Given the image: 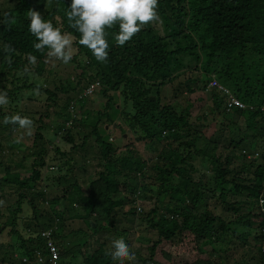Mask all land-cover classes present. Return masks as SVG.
<instances>
[{
	"label": "trees",
	"instance_id": "obj_1",
	"mask_svg": "<svg viewBox=\"0 0 264 264\" xmlns=\"http://www.w3.org/2000/svg\"><path fill=\"white\" fill-rule=\"evenodd\" d=\"M63 34L74 37V54L58 44ZM51 53L61 62L75 63L80 72L74 78L71 73L55 78L46 60ZM263 61L264 0H0V95L16 98L25 89L44 94L47 102L36 118L31 147L16 163L0 160V264L50 263L43 230H49L58 246L55 264H116L118 258H130V264H174L185 251V240L194 243L197 254L183 264H230L207 253L198 256L205 246L228 252L234 242L244 250L233 264H264ZM212 76L245 103V108L232 106L225 112L228 94L210 90L212 113L222 116L215 128L237 126L241 134L229 138L228 148L224 142L229 149L224 155L217 153L219 143L211 134H204V143L196 148L205 125L190 121L191 104L178 108L161 102L166 84L176 81L174 94L183 89L190 94L198 89L192 85L204 89ZM51 82L53 88L48 87ZM94 82L106 98L104 107L78 117L74 107L87 101L81 94ZM59 92L67 94L64 102ZM52 107L63 118L54 133H61L71 147L68 152L54 147L61 157L52 164L62 168L52 166L57 173L48 186L42 179L51 164L44 159L50 127L44 117ZM19 111L13 116L11 108L0 104V136L10 145H17L12 133L35 113L28 104ZM69 121L72 127H90L80 148L90 135L101 146L91 179H75L77 174L69 181L72 170L87 169L86 161L80 160V166L73 156L77 146ZM114 123L125 138L130 139L128 131L134 134L126 148L108 139L106 125ZM154 142L159 147L149 163L138 146L153 148ZM201 168L211 172L204 182ZM195 172H201L198 178ZM53 188L60 193H50ZM137 198L151 201L152 207L142 211ZM60 201L64 207L58 210ZM69 209L76 212L65 216ZM70 218L83 219L87 230L79 227L64 234ZM145 222L156 233L149 244L142 242ZM136 232L142 241L134 240Z\"/></svg>",
	"mask_w": 264,
	"mask_h": 264
},
{
	"label": "rangeland",
	"instance_id": "obj_2",
	"mask_svg": "<svg viewBox=\"0 0 264 264\" xmlns=\"http://www.w3.org/2000/svg\"><path fill=\"white\" fill-rule=\"evenodd\" d=\"M152 18V17H151ZM152 22L155 23L156 27L159 28V24L156 17L152 18ZM73 40L74 37L68 34H63L61 36V38L58 41V44H63L65 46V48L67 49V51L70 54H74L76 52V47L73 45ZM47 63L51 66L52 68V73L53 76H55V78L57 77H67L70 73V77L74 78L75 73L80 72L79 68L75 67V63L73 62H61L60 58L57 56L56 53H51V57L46 58ZM61 62V63H60ZM264 62V61H263ZM189 73H183L182 75H179L180 77L177 80H182V78L186 77ZM30 76V80H32L34 77L32 75V73L29 74ZM205 76V75H204ZM36 80L39 82L40 78H36ZM203 80V79H202ZM201 80V81H202ZM176 86V81L172 82V83H168L166 84L165 89H163L164 92H162V96H161V102L162 103H173V104H177L178 108H184L185 106L191 104V107L189 109V113L191 115L190 117V121L194 124H203L205 125L204 127H201V130L203 132V134H200L196 143V148H200L202 146V144L205 141V135L207 134H211V139H215L219 145L217 148V153H221V155L229 153V149H225L224 146H226V148H228L229 146V138L231 139L232 137H237L240 136V132L237 128V126H225L222 129L219 128H215L217 126H219L220 124L218 123L219 119L221 120V115L218 113L213 114L212 113V109H213V105H212V101H211V95H210V91L204 88L200 87V84L197 86L192 85L195 88H198L195 92L190 94H187L186 89H183L182 92H177V93H173L175 92V86ZM49 88H53V82L49 83L48 85ZM174 88V90H173ZM226 89V88H225ZM69 95H73V93L69 92ZM82 96H87V101L85 103H83L82 107L78 106L74 107L75 108V113L78 117H80V115L82 114L83 116H85L86 114L84 113V111L86 112H96L97 110H102L106 101V98L104 96L101 95V93H99L98 91V83L94 82L93 84H91V86L89 88H86L83 93L81 94ZM81 95H79L78 97L81 99ZM67 96L66 93L63 92H59L58 93V98H60L61 102H64L65 97ZM29 97V98H28ZM45 96L42 93H32L29 90H22L21 94L18 95L16 98L15 97H7V95H0V104L2 105L3 108H11L12 109V115L17 116L18 114H20L21 112L19 110H23L24 109V105L28 104V106L30 108H33V110L35 111V113L32 116H28L29 121H27V123L23 126L22 124L19 126V131L18 132H13L12 135L10 136V138H14V142H16L17 145H15L14 143L10 145V140H8L7 142L4 141V139H2V137L0 136V139H2V145L0 147V160H2L5 163H16L19 161L20 157H22L24 150H26L28 147H31V143H32V139L34 136V132L36 130V126L38 125V122L36 121V118L39 117L40 112L43 111L45 109V106L47 105L46 100L44 99ZM23 100V102H19L17 100ZM18 102V103H17ZM118 102H120V99H118ZM122 106V100H121V104ZM119 105V106H120ZM34 106V107H33ZM71 107V104H70ZM72 108V107H71ZM56 110H59V108H56ZM54 108H50L49 109V116L48 117H44L46 118V122L45 123H49L50 127L48 128L49 130L47 131V133L45 134L46 139L49 140V147H48V153H46L45 155V164L51 162V166H46V168L44 169V173H43V183L46 185H51L53 184V177L55 176V171H51L52 166L54 167V169H59L61 170L62 168V164H52L55 160H57L58 157H61V154L59 152L56 151V149H54V147L56 145H59L60 149L68 152L69 148L71 147V143L64 141V139H62L60 136L62 135L61 133L59 134H55L54 133V129L53 127L60 122L63 118H62V114H60V116L55 115L54 113ZM9 114H6V116ZM25 115V114H23ZM198 117V118H197ZM216 119L214 120L213 118ZM5 120V119H3ZM106 120L105 118H102V123H104ZM116 122H119L118 117L115 118ZM92 119L88 118V123H91ZM101 123V124H102ZM241 125L243 124L242 122H239ZM72 123L69 121L66 123V125L68 127H70L72 133H74L75 136V143H76V149L74 151H72L73 156L75 157L76 162L78 163V165L80 164V166L83 164L81 162H79L80 160H83L85 165H86V170L82 169L81 167H79L78 170L74 169L72 170V172L70 173L71 176L69 177V181L71 182L73 177H75V175L79 174L80 177H75V179L82 178V177H89L90 179L95 176V168L96 165L98 164L97 161V156H98V152L101 148L100 144L95 143V136L94 135H90L87 142H86V147L80 148L79 144H81L82 142V136L83 134L87 133L90 129V127L88 125H82V126H77V127H72L71 125ZM223 125H226V121H223ZM115 123L114 124H109L106 125L107 127V131L106 133L109 136V140L111 142H113L115 145L117 146H124L125 144V148L127 147V145L130 143V141L133 139L134 134L132 131H128V135L130 136V139L125 138L126 137V133L121 135L120 131L118 129H116L115 127ZM219 129V130H218ZM43 132V131H41ZM102 133V131H100ZM7 132L4 131L3 134H6ZM54 133V134H53ZM103 134V133H102ZM205 134V135H204ZM246 136H248V131L245 132ZM127 135V136H128ZM182 140H178L175 141L173 143V147H178L180 142ZM224 142H226L227 144H225ZM11 146V147H10ZM159 147L158 142H154L153 144V148L152 147H144V146H138L139 150H141V154L146 158L149 159L151 163L153 161V159H155V155L157 153V149ZM124 150V149H121ZM185 152V151H184ZM237 152H239V150H237ZM31 158L28 157V160H30ZM58 162H61V158L58 159ZM45 166V165H44ZM55 166L57 168H55ZM61 167V168H60ZM148 171V170H147ZM202 172L206 173V176H202V181L204 182L205 180H207V175H210V170H204L201 168ZM194 176L196 178H198L201 174L198 172L193 173ZM143 178V177H142ZM144 179H146L144 177ZM194 179V178H193ZM148 181H152L151 179H146ZM196 180V179H194ZM81 183L83 184V182L81 181ZM50 193H54V194H59L60 193V188L59 189H51ZM123 196H125V194H122ZM241 196H238V198ZM142 200L140 199H136V202H140L138 203L136 206H140L142 208V211H147L149 210V208L152 207L151 201L149 202H141ZM211 202H214L213 200H211ZM262 202V201H260ZM219 205V204H217ZM55 207H57L58 210L63 209L64 205L62 203V201L58 202L55 204ZM220 208V206H219ZM249 207L247 206L246 211H248ZM160 210V209H159ZM73 209H69L67 210V212H65V216H69L71 214H74ZM158 212H161L158 211ZM27 215L30 213V211H28L26 209V212L24 214ZM79 214L80 211L78 212ZM68 228L63 227L62 231L64 234H71L73 233V230L81 227L83 229L87 230V224L83 219H72L70 218L67 222H66ZM143 226H145L144 228V232H145V236H143L142 238L144 239L142 240H137V236H139L141 233L136 232L135 236H134V240L135 241H142L144 243L147 242L148 240V244L151 243L153 241V239L156 238V233L154 231H152L150 227H147V223L145 222L143 224ZM134 235V233H133ZM187 242L186 247H184L185 251H181V253L175 258L173 259L171 262L174 264H183L185 262H192L193 259L195 258L196 254H197V250L195 248L194 243L191 240H185ZM137 246V245H136ZM230 248L227 252L224 253L222 251L219 252H212L210 251V247L209 246H205V248L207 249L206 252L204 253H200L198 258H204L203 256H207V254L211 255V258L216 261V262H220L221 260H226L227 262H229L230 264H233L234 261L239 262L240 258L242 255V251L244 250V248H242L237 242H234L233 244L229 245ZM114 245L110 248H113ZM204 248V247H203ZM237 248V249H236ZM236 249V250H235ZM246 249V248H245ZM125 251V249L123 250V252ZM144 251H146L144 249ZM207 253V254H206ZM123 254V253H121ZM118 254H112V258L117 257ZM244 256V255H243ZM118 258V257H117ZM124 260L126 259H122V258H118V261L116 264H123ZM75 264H82V263H78L77 260H74Z\"/></svg>",
	"mask_w": 264,
	"mask_h": 264
},
{
	"label": "clouds",
	"instance_id": "obj_3",
	"mask_svg": "<svg viewBox=\"0 0 264 264\" xmlns=\"http://www.w3.org/2000/svg\"><path fill=\"white\" fill-rule=\"evenodd\" d=\"M212 80H216L217 81V83L218 84H220L221 86H223L224 88H225V86L224 85H222L220 82H219V80L215 77V76H212V77H210L209 79H208V81H207V83H206V87H205V89H206V91L207 90H211V88H215L216 90H220V88H218L217 86H213V85H211L210 84V82L212 81ZM91 86V85H90ZM89 86V87H90ZM89 87H87V88H89ZM226 90L227 91H225L227 94H228V100H227V103L225 104V105H223L224 106V109H225V112L227 111H230V107L228 106V102L230 101V99L231 98H234L233 96H232V94L229 92V90L226 88ZM241 101V100H240ZM243 103V102H242ZM245 104V103H244ZM248 107V106H247ZM243 108H245V106L243 107ZM251 108V107H250ZM65 228H68V226H67V224H65V226H64ZM45 232H48V235H46L45 234ZM41 236H42V238H43V240H45V245H44V249H45V247H47V241H51L52 243H53V245L56 247V249H57V252H58V258H57V260H56V262H59V260H60V253H59V249H58V246H57V244L55 243V239L54 238H52V235L49 233V230H43V231H41ZM94 237H95V235H94ZM94 237L91 235V240H90V242H91V244L93 243V239H94ZM41 250V249H40ZM89 250H91V253H92V251L94 250V248H92V246L91 247H89ZM40 252L39 251H37V254H39ZM129 253V252H128ZM130 254V253H129ZM41 255V254H40ZM51 260V259H50ZM38 262L39 263H42V262H40L39 261V258H38ZM132 262V260H130V258H127L126 260H124V262L123 263H125V264H130ZM49 264V263H48Z\"/></svg>",
	"mask_w": 264,
	"mask_h": 264
},
{
	"label": "built area",
	"instance_id": "obj_4",
	"mask_svg": "<svg viewBox=\"0 0 264 264\" xmlns=\"http://www.w3.org/2000/svg\"><path fill=\"white\" fill-rule=\"evenodd\" d=\"M211 85L213 86H217L220 89H223L225 91H227L223 86H221L220 84L217 83L216 80H212L210 82ZM228 106L232 107V106H237L239 108H243L245 106L244 103H242V101H240L237 98H231L230 101L228 102ZM46 235H48V232H45ZM47 247L49 248V250L51 251V262L49 264H55L57 258H58V252L56 247L53 245V243L51 241H47ZM39 261L42 262L41 258H39Z\"/></svg>",
	"mask_w": 264,
	"mask_h": 264
},
{
	"label": "water",
	"instance_id": "obj_5",
	"mask_svg": "<svg viewBox=\"0 0 264 264\" xmlns=\"http://www.w3.org/2000/svg\"><path fill=\"white\" fill-rule=\"evenodd\" d=\"M151 98H153V97H151Z\"/></svg>",
	"mask_w": 264,
	"mask_h": 264
}]
</instances>
